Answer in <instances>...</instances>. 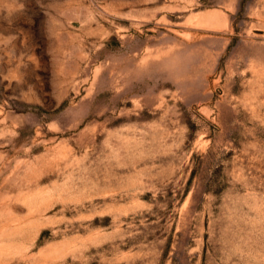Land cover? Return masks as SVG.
Returning <instances> with one entry per match:
<instances>
[{"label":"rangeland","instance_id":"rangeland-1","mask_svg":"<svg viewBox=\"0 0 264 264\" xmlns=\"http://www.w3.org/2000/svg\"><path fill=\"white\" fill-rule=\"evenodd\" d=\"M0 264H264V0H0Z\"/></svg>","mask_w":264,"mask_h":264}]
</instances>
